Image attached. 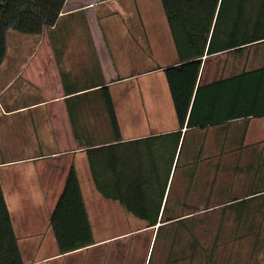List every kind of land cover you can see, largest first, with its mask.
<instances>
[{
  "label": "crops",
  "instance_id": "1",
  "mask_svg": "<svg viewBox=\"0 0 264 264\" xmlns=\"http://www.w3.org/2000/svg\"><path fill=\"white\" fill-rule=\"evenodd\" d=\"M161 4L65 0L57 23L44 27L35 47L24 44L19 52L14 45L20 38L13 36L0 64V187L11 227L10 235L0 210V250L15 241L22 264H71V255L108 239L84 238L103 214L140 223L116 236L163 224L145 227L95 184L110 191L118 180L124 189L141 182L143 199L162 197L159 214L167 198L169 213H177V197L198 199L202 192L213 208L214 177L222 172L234 178H217L222 191L241 196L255 184L264 115L207 129L206 158L191 171L192 160L184 155L178 185L177 130L198 84L264 66V39L246 43L244 36L245 23L263 22L264 15L226 10L219 40L232 47L178 62ZM234 85L224 97L229 108L244 101L233 95ZM184 132L187 149L197 150L196 132ZM218 134L228 138L215 142ZM108 203L111 210L100 212Z\"/></svg>",
  "mask_w": 264,
  "mask_h": 264
},
{
  "label": "trees",
  "instance_id": "2",
  "mask_svg": "<svg viewBox=\"0 0 264 264\" xmlns=\"http://www.w3.org/2000/svg\"><path fill=\"white\" fill-rule=\"evenodd\" d=\"M251 1L254 0H160L176 53L178 54L177 61L185 62L196 58L200 59L204 55H210L216 51L231 48L232 45H228L232 41L230 43H221L219 40L223 25V14L228 9L231 14L237 13V11L243 14L245 13L244 4H250ZM64 2L65 0H0V64L7 57L8 47L13 46V43L9 39L13 31L15 33L13 36L17 35L20 38L18 44L14 45L19 47V52L23 50L21 48H23L24 44L29 46V50L32 49L39 41L44 27H51L57 23ZM236 2L240 5L239 8L233 7ZM250 9L248 14L255 12L264 15V0H256ZM244 26L246 43L264 39V21L245 23ZM13 36L11 38L12 41ZM236 50L241 51L242 48H237ZM27 55L24 57H27ZM232 82L235 84L233 89L230 88L233 91V95L237 99L241 98L244 101L238 106L229 108L224 99L228 96V84H232ZM262 115H264V66L252 71L243 72L235 76L234 79L221 78L208 84H198L194 91L185 123L179 126L177 130V168L181 166L179 164L184 155H189L192 160L193 166L188 168L191 171L197 167L196 161H203L206 158L204 154L207 129L221 127L222 123L229 122V119L234 117H259ZM183 127H185V130L191 129L196 132L194 134V142L197 144V150L187 149L188 136H186V132L183 135L181 134V128ZM227 138L228 136L223 138L218 134L215 136V142H222ZM243 138L244 136L240 137L241 143L243 142ZM221 153L222 151L219 155ZM255 156H257L259 166L255 169L254 178L262 184L264 180V149L256 152ZM171 162L166 166V184L169 174H171ZM220 170L221 168H216V171ZM188 178L193 180V174L191 173ZM217 178V176L214 177L215 192L213 208L209 203L211 201L209 198L206 201L202 200L204 199V197H200L203 195L202 192L198 194V203L202 202L203 205L191 208L189 198L177 197V213H169L170 199L167 198L161 214H159V210L162 197L159 200L154 198L143 199L140 196L142 194L140 191L142 188L141 182L126 184L127 188L124 189L121 186L122 183H119L118 180V183L113 184V188L110 191L100 184L95 185L103 197L117 201L128 214L142 221L145 227H152L158 224V222L164 225L176 222L177 227L181 229L180 232L177 231V244L181 241V231L187 232L191 237V240H188L189 242L187 243L188 250L191 252L190 257L196 255L199 248H203L194 232V228L196 225L202 224V222L206 223V219L197 216V213L211 214L213 209L219 207H221V215L228 216L232 213L233 220L238 222L240 226L241 223L239 222L245 224L248 222L245 226V234H255L254 246H256L257 242H259V234L262 229L257 226L259 223L255 225L254 222L252 223V220L254 215L261 216L264 214V186L260 184L255 187V184H253L247 187L244 195L240 196V192H236L235 190L222 191V186L220 184L217 186ZM187 194L188 192L186 196ZM160 195H163V189ZM259 196L260 199L255 201V203L254 199ZM261 202H263L262 205ZM256 204L259 206H256ZM0 210L3 212L4 223L11 235L8 210L1 187ZM185 210H189V213H183ZM195 212L197 213L194 214ZM220 226H222V223ZM236 226L235 240L240 237L238 232L239 226ZM219 231H221V227L218 229L213 247H216L219 243ZM176 246L175 244L172 249H169V255L175 254V256H167L165 264H175L179 261L178 259L183 260L184 256L177 254ZM213 247L210 248L209 254L213 252ZM228 262H230L229 258L226 264ZM0 264H22L15 241L12 243V246L6 248L5 252L0 250Z\"/></svg>",
  "mask_w": 264,
  "mask_h": 264
},
{
  "label": "rangeland",
  "instance_id": "3",
  "mask_svg": "<svg viewBox=\"0 0 264 264\" xmlns=\"http://www.w3.org/2000/svg\"><path fill=\"white\" fill-rule=\"evenodd\" d=\"M256 0L251 1L250 4H244L245 14H248L250 7ZM152 6V5H151ZM229 7V6H228ZM221 20V19H220ZM9 39L12 42V36ZM14 38V37H13ZM11 46H9V49ZM262 136V134H261ZM185 153V152H183ZM183 158V157H182ZM181 165V163L179 164ZM181 168H177V185L181 181L180 174ZM248 176V174H247ZM219 181L224 179H231L232 176L227 173L218 174ZM234 180V178H232ZM236 180V179H235ZM233 182V181H232ZM261 182L255 181V187L260 185ZM234 189L237 188V184L233 182ZM231 186V188L233 187ZM264 186V180L261 184ZM201 194V193H200ZM204 194V192H203ZM201 195L200 197H203ZM194 197V196H192ZM259 197L254 199L258 201ZM206 201V198L202 199ZM191 208L203 205L198 203L197 198L190 199ZM210 201L209 203H211ZM256 203V202H255ZM263 202H261L262 205ZM260 205V206H261ZM256 206H259L256 204ZM112 208L109 203L100 212L110 211ZM119 208V207H118ZM220 208L213 209L212 213H197V216L204 217L206 223L196 225L194 232L198 237L199 243L203 248H199L197 254L190 257V250H188L187 243L191 240V237L185 231H181V241L177 244V231L180 232V228L177 227L176 222L169 224H163L159 229H143L139 231H132L120 236L118 234L129 231L133 227H137L140 223L134 218V221L125 220L124 223L114 221L109 215L103 214L99 217L102 218L101 225H96L93 230L88 231L90 235H87L86 241L105 240L101 244L92 245L89 250L73 254L70 256L71 264H165L167 256L174 257L175 254L169 255V249H172L176 244L177 254H182L183 260L178 259L175 264H226L229 258L228 264H264V214L254 215L252 223L255 225L259 223V228L262 230L259 234V242L255 244V234H245V226L248 222L241 223L233 220V214L228 216L221 215ZM121 212V209H118ZM188 211V210H185ZM264 211V209H263ZM99 212V215H100ZM196 214V213H194ZM129 217V214H127ZM224 217V218H223ZM133 218V217H132ZM222 223V226H220ZM236 225L239 226V239L235 240ZM219 231V243L216 247H213L214 239ZM115 236V237H113ZM113 237V238H110ZM213 247V252L209 254L210 248ZM61 249V248H59ZM91 254V255H90ZM207 254V255H206ZM209 254V255H208ZM178 256V255H177ZM210 256V257H209ZM174 264V263H173Z\"/></svg>",
  "mask_w": 264,
  "mask_h": 264
}]
</instances>
